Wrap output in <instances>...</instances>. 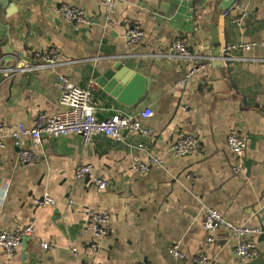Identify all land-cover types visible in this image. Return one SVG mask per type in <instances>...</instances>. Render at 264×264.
I'll use <instances>...</instances> for the list:
<instances>
[{
	"label": "crops",
	"instance_id": "0c3cea01",
	"mask_svg": "<svg viewBox=\"0 0 264 264\" xmlns=\"http://www.w3.org/2000/svg\"><path fill=\"white\" fill-rule=\"evenodd\" d=\"M104 1L0 0V122L7 135L65 108L60 78L82 87L96 83L99 120L154 112L142 121L153 136L126 133L114 141L96 134L86 145L78 135L41 142L7 137L0 149V232L33 225L35 235L13 256L0 248V264H193L188 259L196 255L208 256L211 264L251 262L236 255L238 239L230 231L222 227L208 242L202 223L204 210L215 209L235 225L258 229L251 239L257 255L264 251L258 243L264 228V62L257 61L264 59V0H236L226 10L228 0L197 6L188 0H116L110 22ZM65 5L83 9L95 24L67 23ZM134 26L144 33L139 45L127 40ZM177 39L206 57L227 44L255 46L233 52L235 61L225 69L206 64L181 85L192 63L167 57ZM45 51H53L59 65L20 70L41 63L38 55ZM116 63L129 84L117 81L109 90L99 82ZM129 73L145 79L142 94L130 87ZM231 134L246 139L239 161L227 145ZM180 135L194 136L197 151L175 155L171 146ZM23 149L36 160L20 163ZM154 159L161 164L149 172L134 169ZM82 165L93 167L85 180L76 177ZM95 178L107 189L99 190ZM45 196L53 204H39ZM87 210L110 214L106 236L95 235ZM174 247L188 259L174 257Z\"/></svg>",
	"mask_w": 264,
	"mask_h": 264
},
{
	"label": "built area",
	"instance_id": "2783aa9c",
	"mask_svg": "<svg viewBox=\"0 0 264 264\" xmlns=\"http://www.w3.org/2000/svg\"><path fill=\"white\" fill-rule=\"evenodd\" d=\"M115 1L105 0L103 2L104 8L107 11L106 19L108 22L112 21V15L115 13ZM193 6H197L200 0H188ZM62 16L65 21L72 25H87L92 26L95 22L90 19L86 12L81 8L72 7L70 5L63 6ZM144 39V33L141 28L134 26L129 28L127 32V40L130 45H139ZM264 46V42L261 43ZM255 44H240L237 46H230L229 50L232 52H239L241 50L249 51ZM53 51H45L38 55L41 63L30 66L22 65L20 70L32 69H47L59 65L57 58L53 56ZM169 58L184 60L192 63L180 84L185 85L198 72L204 69L206 64H211L216 61L214 57H206L204 55L193 53L187 43L186 39H177L171 48L170 53L166 54ZM238 60H252L246 57H238ZM235 58V57H233ZM264 62L263 60H257ZM16 68L8 71H16ZM58 87L62 91V105L65 107L62 111L54 115L40 114L34 121L33 126L26 127L20 124L18 128L10 135H7L5 125L0 122V149L5 148V141L7 137L19 142L23 137H31L37 142H41L44 137H58L78 135L82 138L83 143L89 144L92 142L96 134H103L114 141H121L126 133H140L144 135L153 136L154 131L145 126L142 121L150 119L154 116V112L146 108L139 113L138 116H124L115 114L110 118L99 120L96 117V107L94 103V90L96 83L91 81L85 87L76 85L66 78L58 80ZM227 145L230 151L237 159L243 157L246 150V139L239 137L236 134H231L227 137ZM199 148L198 140L192 135H180L175 143L171 146L173 153L177 156H188ZM238 159V161H239ZM36 160L35 153L23 149L19 153V161L22 164H29ZM161 162L157 159L152 160L147 164H136L134 169L140 173L149 172L151 166L160 165ZM235 168V172L240 171V164ZM93 171L92 166H80L77 169L76 177L79 180H85L91 175ZM95 184L99 190L107 189V182L100 178L94 179ZM39 204L51 205L53 200L50 196H45L43 201ZM86 217L91 224V227L97 237H104L111 231V216L107 211L87 210ZM203 229L209 234L208 242H213L214 237L218 231L224 227L234 237L238 239L235 247L236 255L244 260H253L257 255L256 242L251 237L259 232L258 229H251L246 226L235 225L227 220L219 211L206 208L203 213ZM35 235L33 225H29L13 232H0V248H2L9 256H13L17 250L22 246L23 241L30 239ZM44 249H48V243L43 244ZM75 253L77 249H73ZM174 257L187 260L188 257L180 252L178 247L171 250ZM193 264H211V260L206 255H196L188 259ZM144 264V263H139Z\"/></svg>",
	"mask_w": 264,
	"mask_h": 264
},
{
	"label": "water",
	"instance_id": "95a60500",
	"mask_svg": "<svg viewBox=\"0 0 264 264\" xmlns=\"http://www.w3.org/2000/svg\"><path fill=\"white\" fill-rule=\"evenodd\" d=\"M207 0H203V1H199L198 4H205ZM236 2V0H228L227 3H225V7L224 9H228L230 8L234 3ZM9 29V27H8ZM229 45L227 44L223 49H217L214 58L216 59V61L214 62V67H220L221 69H225L228 66H231L232 63L235 61L233 58V52L229 50ZM119 73V74H118ZM126 73V70H124V67L122 65V63H116L115 65L112 66V69L109 70L103 79H100L99 84L102 85H108V89L110 90L111 88H113L114 86H116V82L117 81H121L123 85L128 86L127 82L129 81H123L122 76L123 75H127L124 74ZM129 76H131V74L129 73V75L127 76V79L129 78ZM133 77L132 83L130 84V87L132 88L133 85H137L139 88V94H142L146 81L143 77L135 75V76H131ZM112 79H115V81H113ZM108 81V82H107ZM110 81V82H109ZM130 88V89H131ZM120 89V88H119ZM129 89H127L128 91ZM261 234L260 237L258 239V243H264V228L260 229ZM27 240V239H26ZM26 240L23 241V244H25ZM245 264H264V251L259 253L257 255L256 258H254L251 262L249 263H245Z\"/></svg>",
	"mask_w": 264,
	"mask_h": 264
}]
</instances>
